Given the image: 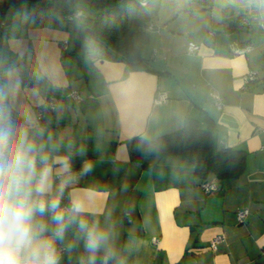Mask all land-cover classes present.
Instances as JSON below:
<instances>
[{
  "label": "crops",
  "instance_id": "obj_1",
  "mask_svg": "<svg viewBox=\"0 0 264 264\" xmlns=\"http://www.w3.org/2000/svg\"><path fill=\"white\" fill-rule=\"evenodd\" d=\"M157 4L148 25L158 28L148 30L140 47L146 66L139 68L89 48L76 50L73 30L26 27L14 18L25 4L12 9L0 27L3 105L14 123L20 121L45 145L53 194L66 181L63 194L84 201L86 218L111 233L124 264H264V17L256 0ZM230 5L235 8L225 16ZM77 10L86 13L87 7ZM190 42L198 44L193 54ZM245 43L253 48L234 52ZM249 70L258 77L246 83ZM158 90L166 92V102L155 103ZM213 92L222 98L221 109ZM48 96L56 107L39 118ZM187 118L202 128L211 119L215 150H242L244 172L202 178L181 154L130 158L128 140L155 139L181 128ZM57 158H64L66 170ZM206 179L216 181L217 190L206 193L200 185ZM243 208L248 218L238 223L236 212ZM218 234L224 240L212 249L209 243ZM69 243L71 252L65 251ZM59 246L61 264H77L87 255L75 229Z\"/></svg>",
  "mask_w": 264,
  "mask_h": 264
},
{
  "label": "clouds",
  "instance_id": "obj_2",
  "mask_svg": "<svg viewBox=\"0 0 264 264\" xmlns=\"http://www.w3.org/2000/svg\"><path fill=\"white\" fill-rule=\"evenodd\" d=\"M256 4L264 8V0ZM5 98L0 89V264H61L57 242H64L70 229L87 254L80 264H124L111 233L98 220L86 218L89 209L83 200L73 197L62 206L66 181L53 194L49 153L27 129L15 125ZM63 159L55 162L66 170ZM73 247L69 243L65 251Z\"/></svg>",
  "mask_w": 264,
  "mask_h": 264
},
{
  "label": "trees",
  "instance_id": "obj_3",
  "mask_svg": "<svg viewBox=\"0 0 264 264\" xmlns=\"http://www.w3.org/2000/svg\"><path fill=\"white\" fill-rule=\"evenodd\" d=\"M197 1L204 5L213 3V0ZM22 4H25V10L14 18L24 26L73 30L76 50L89 48L103 58L123 60L131 68L146 66L140 56V47L148 40L146 26L158 11L157 0L145 3L138 0H5L0 2V19ZM80 4L86 5L87 12L76 20L73 28L67 16ZM234 8L235 5L224 8V15H231ZM233 21L236 25L239 17H234ZM87 27L94 31L95 37L85 31ZM40 109L49 113L45 106ZM214 129L211 119H207L206 126L202 128L196 120L187 118L181 128L155 139L134 137L128 140L130 158L141 161L144 157L181 154L193 164L196 176L206 178L213 173L218 179H226L241 175L245 169L244 152L232 147L215 150Z\"/></svg>",
  "mask_w": 264,
  "mask_h": 264
},
{
  "label": "built area",
  "instance_id": "obj_4",
  "mask_svg": "<svg viewBox=\"0 0 264 264\" xmlns=\"http://www.w3.org/2000/svg\"><path fill=\"white\" fill-rule=\"evenodd\" d=\"M145 3V2H143ZM83 13L80 11V10H77L75 12H73L72 14H69L67 17L69 20H75V19H78L81 17ZM247 18L243 17L241 19V24H246L247 23ZM5 24V20H2L0 19V27H2L3 25ZM147 30H151V29H155V28H158V27H155L153 25H147L146 26ZM209 35L213 34V31H209L208 32ZM66 41L61 45L62 48H65L66 47ZM253 48L252 44L251 43H245L241 46H237L235 49H234V52L235 53H245L249 50H251ZM188 52L189 53H195L198 49V44L194 43V42H190L188 44ZM257 72L254 71V70H249L245 75H244V80L246 83H250L252 81H255L257 79ZM71 96L75 99V100H78L79 99V95L77 93L76 90H71L70 92ZM213 95H214V100H215V103L217 105V107L219 109L222 108L223 106V102H222V98L220 97L219 94L213 92ZM168 99V96L166 94V92L164 91H161V90H158L155 94V97H154V101L155 103H163V102H166ZM44 106L46 107L47 111L49 112H52L55 107H56V100L52 97V96H48L46 101H45V104ZM43 116V111L41 109L38 110V117L41 118ZM201 187L202 189L206 192V193H211L215 190H217L218 188V185L216 183V181L214 180H204L201 182ZM69 198H68V194L67 193H64L62 195V206H66L69 204ZM248 214H249V210L247 208H243V209H240L236 212V219L238 221V223H242L244 221L247 220L248 218ZM153 241H156L157 238L156 237H153L152 238ZM224 240V236L222 234H218V235H215L210 243H209V246L212 248V249H216V246L218 243H220L221 241ZM58 249L60 250V252L63 251V248L62 247H58Z\"/></svg>",
  "mask_w": 264,
  "mask_h": 264
},
{
  "label": "water",
  "instance_id": "obj_5",
  "mask_svg": "<svg viewBox=\"0 0 264 264\" xmlns=\"http://www.w3.org/2000/svg\"><path fill=\"white\" fill-rule=\"evenodd\" d=\"M138 1L143 3V2H146L147 0H138ZM259 12H260L261 18L264 17V8L259 7ZM85 31L88 32L93 37H95L94 31L91 28L87 27V28H85ZM15 125L18 128L22 127V123L20 121L15 122Z\"/></svg>",
  "mask_w": 264,
  "mask_h": 264
},
{
  "label": "rangeland",
  "instance_id": "obj_6",
  "mask_svg": "<svg viewBox=\"0 0 264 264\" xmlns=\"http://www.w3.org/2000/svg\"><path fill=\"white\" fill-rule=\"evenodd\" d=\"M80 7H81V8H84V5H80ZM84 13H85V12H84ZM74 23L76 24V22H74ZM74 23H73V24H74Z\"/></svg>",
  "mask_w": 264,
  "mask_h": 264
}]
</instances>
